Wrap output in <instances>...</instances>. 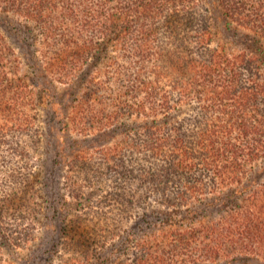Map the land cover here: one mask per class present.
<instances>
[{
    "label": "trees",
    "instance_id": "trees-1",
    "mask_svg": "<svg viewBox=\"0 0 264 264\" xmlns=\"http://www.w3.org/2000/svg\"><path fill=\"white\" fill-rule=\"evenodd\" d=\"M46 109L104 145L5 170L0 262L26 215L64 223L73 264H264V0H0V147L36 151Z\"/></svg>",
    "mask_w": 264,
    "mask_h": 264
},
{
    "label": "rangeland",
    "instance_id": "rangeland-1",
    "mask_svg": "<svg viewBox=\"0 0 264 264\" xmlns=\"http://www.w3.org/2000/svg\"><path fill=\"white\" fill-rule=\"evenodd\" d=\"M11 20L13 21L14 25L8 27L12 35L10 36L11 45L14 47L15 55L18 56L17 61L23 60L24 62L22 63H25V65L28 66V63H30V55L32 53V48H30L29 44L31 41L30 25L20 21V19L17 17ZM33 32H35V30ZM46 111L49 110L46 109L45 111H39V116L42 120L44 119L42 121L43 129L41 131L43 138L42 144H40L39 148L35 151L30 140L26 146L29 153L27 158H22V161H20V158L16 157L13 153L16 143L19 142L23 145L24 139H21L18 135L5 136V144L3 147H0V177H2L5 170H8L9 167L12 169L16 168V166H19L23 169L22 172H25L29 171L30 169H34V166L38 165H41L40 170L44 172L45 176L48 172V164L51 163L56 157H60V155H65L66 158L70 157L72 150L77 146L85 149L84 151L87 152L88 149H93V143H98L100 146L104 145L101 137H93L87 132L65 133L62 131L60 133L52 121V112L49 111V113H47ZM109 139H111V137ZM56 169L57 172H59L58 167H56ZM63 173L64 170L60 172V180ZM41 178L43 179L44 177L42 176ZM61 187H63L62 189L64 190L61 192L60 196V198H62L60 200L62 209L69 211L68 217H70V213L74 212V208H71L69 205L64 203V199H69L67 197L69 189L65 190L63 185H61ZM65 216L66 215L64 214V217ZM24 217L25 220L18 216L13 218L11 215H5V220L9 226V229L12 228V230H14V239L12 240L11 244L12 248H6L4 260L0 262L1 264H73L69 261H72L76 256L78 257L81 255V252H77L78 249L74 247L72 248L70 245L65 244L64 235L62 237L59 236L60 226L64 225V223L61 224L58 219H55L52 221L50 220V222L45 225L44 221H42L41 224L36 222L33 219V216H29L28 218L26 215H24ZM48 225H55L57 228L55 229ZM16 226H21V228L16 230ZM120 241H122V239ZM67 242H69V240ZM81 251L85 253L88 252V249ZM109 251L110 249H104V251L101 252H104V255H108ZM115 253L116 255L120 254L119 251ZM132 255L133 254H131V252L128 253L126 250L125 256L122 257H124V259H133ZM117 260L118 259L113 257L112 264L118 262Z\"/></svg>",
    "mask_w": 264,
    "mask_h": 264
}]
</instances>
